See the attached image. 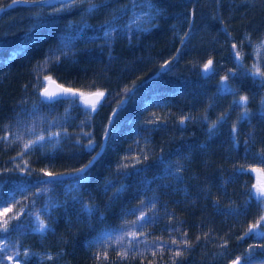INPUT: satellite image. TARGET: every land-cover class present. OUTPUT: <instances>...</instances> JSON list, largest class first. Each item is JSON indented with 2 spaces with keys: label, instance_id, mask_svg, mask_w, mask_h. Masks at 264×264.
<instances>
[{
  "label": "trees",
  "instance_id": "obj_1",
  "mask_svg": "<svg viewBox=\"0 0 264 264\" xmlns=\"http://www.w3.org/2000/svg\"><path fill=\"white\" fill-rule=\"evenodd\" d=\"M92 2L0 0L3 264H264V0ZM45 77L105 99L43 103Z\"/></svg>",
  "mask_w": 264,
  "mask_h": 264
},
{
  "label": "snow or ice",
  "instance_id": "obj_2",
  "mask_svg": "<svg viewBox=\"0 0 264 264\" xmlns=\"http://www.w3.org/2000/svg\"><path fill=\"white\" fill-rule=\"evenodd\" d=\"M39 0H11V3L8 5V7H12L13 5H16V4H19V3H38ZM45 2H47V0H45ZM89 2V10H92L94 9L95 7H97V4L92 2V0H88ZM133 2H135V0H133ZM144 2L146 3H149V0H144ZM65 6L67 7H72V0H61V7L57 9V11H63ZM149 6L151 7V4L149 3ZM3 8L0 7V11H2ZM105 26L108 27L109 26V22H105ZM187 35V33L185 34ZM104 36L107 38L110 36V32L109 31H105L104 32ZM183 40V37L181 38ZM262 43H264V41H262ZM233 49L236 48V45L233 44ZM179 51V49H178ZM235 59L237 61H239L240 59V55L239 53L237 52L236 54V57ZM168 62L165 61V64H167ZM212 64V61L209 60L207 64L204 65V70L205 71H208L210 70V66ZM254 76H259V77H262L264 78V72L260 71V68L259 67H256L255 69V72L252 73ZM51 79V77H45L44 80H49ZM227 80H228V76H224L221 78V82H222V87L227 90ZM44 81H39L38 80V83H43ZM134 90H135V86H133V88H126L124 89V92H125V97L123 99L120 100L117 108H114L113 109V114L109 117V124L110 125H113L114 124V119L116 117V115H118V109L120 107V105L124 104L126 102L127 99L130 98L131 94L134 93ZM92 97H94L95 99H89L87 97H85V94L84 93H78L76 92L75 90L73 89H69V88H63L62 86H57V90L55 91H51L49 90L48 88H44L42 92H40V97H41V100L43 103H47V104H53L55 102H58L59 100L61 99H65V98H71L73 100L77 99V98H80L82 99L83 101V106L84 107H88L90 106L92 108V110L94 111L97 107V105L102 101V99L105 98V93L104 92H96V93H92L90 94ZM247 102V97L246 96H242L240 98L239 101H235L234 103H238L240 105H243ZM242 116L244 118L247 117V111L245 110L243 113H242ZM221 119H223V117H221ZM114 131V128L112 127H106L105 128V139L107 140L111 135H112V132ZM236 131V128L235 126H233V132ZM60 135V133L58 132H48L47 133V137L43 134L39 135L36 137L35 140H30L28 141L27 144L24 145V148L25 149H29L30 147L32 146H35L37 145L38 143L42 142V141H45L46 139H51V138H55V137H58ZM85 135L87 136L88 134L85 133ZM4 139H7V137H5ZM105 145L102 143L101 144V148H103ZM86 148H88L89 150H94V142L89 138V141H88V144L85 145ZM96 158L93 157V160H95ZM93 161H89V164H91ZM261 162H264V155L261 156ZM88 165H85L84 168H81V169H77L76 172L77 173H82L84 171L85 168H87ZM243 169H241L242 171ZM23 171V169H22ZM253 171H258L257 169H253ZM259 171L261 172H264V169H260ZM45 175L51 177V178H55L57 177L58 175H61L59 173H45ZM253 188L256 189L255 192H252L250 190V197L251 198H254L257 200V202H260V201H264V184H261V185H253ZM0 202H6V201H0ZM7 211V209L5 210ZM145 215L144 213H141V216L138 218V219H145ZM46 226L43 224V222L40 223V228L41 230H43ZM257 229H261V230H264V215H261L260 218L256 221V223L254 224H250L249 225V229H248V232H253V231H256ZM4 231H7V225L4 226ZM246 235L248 233H245ZM134 235V234H133ZM173 243H175V241H173ZM0 244H3L2 241H0ZM252 247V246H250ZM7 248V245L6 244H3L2 247H0V264H3V256H2V253L5 251V249ZM27 256V253L25 254ZM124 255H127L126 253ZM176 255H180L179 252L176 253ZM7 259L9 261H15V257L13 255H9L7 257ZM232 264H243V261L240 257H237L235 260L232 261Z\"/></svg>",
  "mask_w": 264,
  "mask_h": 264
},
{
  "label": "water",
  "instance_id": "obj_3",
  "mask_svg": "<svg viewBox=\"0 0 264 264\" xmlns=\"http://www.w3.org/2000/svg\"><path fill=\"white\" fill-rule=\"evenodd\" d=\"M208 63V62H207ZM206 63V64H207ZM211 66H212V64H211ZM211 66H210V70H208V71H205L204 70V68L202 69V71H203V73H209V72H211ZM57 86H62L63 88H68V87H65V86H63V85H60L59 83H57L55 80H52V79H50L47 83H46V85H45V87L44 88H48L49 90H51V91H55V90H57ZM43 88V89H44ZM69 89H72V88H69ZM73 90H75V89H73ZM43 91V90H42ZM76 92H78V93H81V91H79V90H75ZM92 93H96V92H92ZM92 93H88V94H85V97H87V98H89V99H95L94 97H92L90 94H92ZM105 99V98H104ZM104 99H102V101L98 104V105H100L103 101H104ZM97 105V106H98ZM232 264V263H231Z\"/></svg>",
  "mask_w": 264,
  "mask_h": 264
},
{
  "label": "rangeland",
  "instance_id": "obj_4",
  "mask_svg": "<svg viewBox=\"0 0 264 264\" xmlns=\"http://www.w3.org/2000/svg\"><path fill=\"white\" fill-rule=\"evenodd\" d=\"M50 1L58 2V1H61V0H50ZM10 264H18V263H17V262H13V261H11Z\"/></svg>",
  "mask_w": 264,
  "mask_h": 264
}]
</instances>
